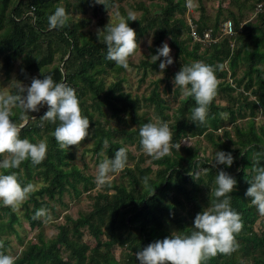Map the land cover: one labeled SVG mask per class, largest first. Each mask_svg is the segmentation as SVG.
Masks as SVG:
<instances>
[{
	"label": "trees",
	"instance_id": "16d2710c",
	"mask_svg": "<svg viewBox=\"0 0 264 264\" xmlns=\"http://www.w3.org/2000/svg\"><path fill=\"white\" fill-rule=\"evenodd\" d=\"M113 3L114 0H110V6ZM260 3L261 9L256 10ZM61 4L69 12L84 11L86 6L95 10L105 6L95 3V0H0V61L7 75L14 63L20 61L22 67L18 78L21 80L33 72L41 78L52 74L54 80L75 87L82 113L90 118L92 134L84 139L92 140L90 149L93 153L105 156L104 160L111 158L119 147H126L119 139L136 138L141 141L139 129L149 119L140 114L139 108L142 102L148 101L158 119L169 123L173 141L180 142L184 135H203L215 148L231 151L235 159L231 166L215 165V155L211 158L199 157L192 146L181 145L180 150L173 148L171 154L152 157V162L159 167L150 176L152 168L141 166L143 157L138 155L136 158L126 147L128 160L122 169L126 182L105 184L102 191L91 196L92 208L81 211L76 218L66 216L65 223L58 226L55 235L46 238L39 230L35 240L28 241L16 256L15 264H139L136 252L140 248L173 232L190 233L194 229L196 214L211 207L217 199L215 177L220 168L237 179L238 183L229 195L232 207L241 214L244 226L236 234L239 247L235 251L218 253L202 264H264V231L254 229L260 210L252 203V198L245 195L256 169L264 165V128L256 127L254 121L249 120L246 128L235 125L234 135L225 130V141L209 130V120L215 125L220 122L217 115L220 108L215 97L209 105L208 119L204 124L190 119L196 106L194 96L186 94L173 114L165 112V102L157 86L148 96L132 97L122 86L124 77L121 73L127 67L106 58L107 46L98 39L97 33L83 30L87 20L70 18L63 28L49 26L48 16ZM135 8L141 9L142 13L136 20H129V24L136 30L138 42L152 31L151 55L168 37L180 65L198 59L214 67L219 81L217 94H224L233 101L235 98L231 90L242 87L239 93L243 103L236 111L228 107L231 122L235 121L236 113L240 114L245 107L251 118L256 110L264 107V69L259 65L264 66V0H255L252 4L254 20H244L231 12V18L226 19L233 22V35L223 36L203 47L201 54L198 52L201 49L199 44L189 46L192 40L183 17L186 10L184 0H159L149 5L139 2ZM118 10L122 16H127L122 6ZM193 20L198 29L211 27L215 34L222 23L216 21L207 25L201 22V18ZM105 25L102 20L99 22L100 28ZM130 57L128 66H137ZM163 59V56L155 62L143 59L138 66L155 70ZM240 61L245 69L240 78H234V87L224 80L227 73L224 62L230 69V75L234 76ZM108 73H112L115 79L106 82ZM47 108L48 105H44L38 112H24L19 106H13L11 117L18 126L23 124L20 126L21 137H28L34 142L41 139L47 141L46 158L38 165H33L28 159L17 169H1L15 171L24 184L34 185L39 180L45 182L29 194L28 201L32 206L24 213L29 224L37 227L42 224L35 215L40 207L48 206L50 201L58 199L69 188L78 194L89 192L94 186L91 177L70 163L73 153L69 148L59 146L54 129L60 121L53 123L42 118ZM108 114L113 121L106 118ZM129 122L138 126L128 128ZM183 124L188 125L186 133ZM6 154L9 153L0 154V158ZM130 161L134 162L133 166L128 165ZM80 183L82 187L79 189ZM44 196L46 199H43ZM2 211L7 215L6 219H3ZM17 221L16 213L9 206L0 207V251L4 253L9 243L1 235L14 232ZM84 229L93 238V244L84 240ZM115 247L119 248V256L114 253Z\"/></svg>",
	"mask_w": 264,
	"mask_h": 264
},
{
	"label": "clouds",
	"instance_id": "9594fccd",
	"mask_svg": "<svg viewBox=\"0 0 264 264\" xmlns=\"http://www.w3.org/2000/svg\"><path fill=\"white\" fill-rule=\"evenodd\" d=\"M95 3L104 4L108 9L110 6V0H95ZM137 18L135 12L129 11L126 17H120L118 23H107L98 29V39L107 46V59L128 67L129 57L139 45L136 30L130 26L129 20ZM69 20L70 13L62 4L48 16L52 28H63ZM161 56L165 57L159 63L161 70L174 62L167 41L158 46V51L151 59L155 62ZM174 84L195 98L196 106L192 109L190 119L197 124L206 123L209 105L217 94L219 84L214 67L201 61L184 64L176 72ZM13 88V93L0 92V154H10V157L0 158V169H17L28 159L33 165H38L47 156L46 140L34 142L28 137H21V127L11 118L14 114L13 106H19L24 112H38L44 105H48L42 118L53 123L60 121L54 129V136L61 148L79 145L86 136L92 134L90 118L82 113L75 87L54 80L52 74H45L42 78L33 76L29 84L15 79ZM139 135L143 149L154 158L171 154L173 148H181L180 142L173 141V131L164 120L144 123L139 129ZM234 159L231 151L221 149L215 152L214 163L231 166ZM127 160L126 147H119L111 158L99 163L97 182L101 185L110 183V174L124 169ZM215 183L217 199L211 207L196 214L194 229L190 233L173 232L140 248L136 252L139 264H202L211 256L230 254L239 247L236 234L242 230L244 222L241 214L232 207V197L229 195L237 185V179L220 168ZM33 190V184H24L15 171H0V202L3 204L17 209ZM245 195L251 197L252 203L264 212V165L256 169ZM44 212V209H40L35 215L39 217ZM15 260L16 257L0 251V264H15Z\"/></svg>",
	"mask_w": 264,
	"mask_h": 264
},
{
	"label": "rangeland",
	"instance_id": "374dc122",
	"mask_svg": "<svg viewBox=\"0 0 264 264\" xmlns=\"http://www.w3.org/2000/svg\"><path fill=\"white\" fill-rule=\"evenodd\" d=\"M74 1V0H70ZM142 2L145 5H149L151 2H159V0H114L113 5L103 6L101 9L95 10L93 7L86 6L84 11H74L71 10L70 18L72 20H87L88 23L83 30H88L92 33H97L99 27V22L102 20L104 24L107 23H118L120 17L122 16L118 10L119 6H122L124 10L128 13L133 11L139 17L142 13L141 9L135 8L137 3ZM186 4V10L183 14V17H191L192 19L201 18V22L207 25H213L216 21L222 22L226 18H231V12L235 13L238 17L245 19H255V9L252 8L255 0H184ZM63 4V3H62ZM185 36V34H184ZM165 41L170 45L169 38L165 37ZM193 42H189L191 47ZM153 46V34L152 31L147 32L139 40V45L135 53L130 57L133 63L137 66H128L121 75L124 77L122 86L125 92H129L132 97L148 96L151 90L157 86V91L159 92L160 97L165 102V112L168 114H173L176 112V109L180 106L182 98L186 96V93L181 89L179 85L174 84V76L178 72L182 65L179 61L175 59L174 48L171 47V55L174 57V62L169 64L165 69L161 70L158 66L157 69L153 70L150 68L144 69L142 66H138L141 60L151 59V49ZM204 49H200L198 52L201 54ZM19 60V59H18ZM198 61L191 60V62ZM263 69L264 66L259 64ZM21 62L16 61L13 65V69L10 74L4 72L2 62L0 61V92L11 93L13 90V84L15 79H19L18 75L21 70ZM224 69L226 70V77L224 80L230 83L235 87L234 78H240L243 75L245 65L240 61L235 67V75H230V69L227 67L226 62H224ZM145 73V74H144ZM33 76H37L36 72H33L26 79L23 80L24 83H31ZM106 82L114 80L115 77L112 73H108L105 76ZM156 84V85H155ZM242 87H235L234 90H231V94L234 96V100H229L228 96L224 94H216L215 102L218 104L220 110H218V117H220V122L218 125H215L211 120L208 121L209 130L213 131L215 135L220 136L223 140L227 138L223 135L224 131L227 130L231 135H234V127L238 125L242 128L247 127V122L253 120L256 127L262 126L264 128V107L255 111L254 117L248 116V109L245 107L242 109L241 113H236V119L234 122H231L229 119V113L231 107L234 111L238 110V106L242 101V95H240ZM253 98V97H251ZM140 114L142 113L149 121H159L155 109L152 104L147 102H142L139 108ZM224 115H221V114ZM106 118L110 119V115H105ZM104 119V118H103ZM110 121H113L110 119ZM172 121V120H171ZM112 123V122H111ZM137 123H128V128H136ZM185 133L188 130V125L183 124ZM258 129V128H257ZM124 146H126L130 152L138 158V155L143 157L141 162L142 167L150 166L153 172L150 176H153L154 171L159 167L157 164L152 162V155L148 154L141 144V141L138 139L133 140H120ZM181 145L192 146L196 151L199 157H214L215 152L219 149L215 148L210 141L206 139L203 135H184L180 140ZM92 140L86 138L80 142L79 145H70L69 150L73 153V159L70 161L71 164H74L82 173L86 176L92 178L94 186L90 189L89 192L81 191L77 192L69 188L65 191L58 199L52 200L49 202L48 206H42L40 209H44L45 212L42 213L38 219L41 221V225L31 226L29 221L24 216L26 209L31 208L32 203L28 201V198L20 205L19 208L13 209L9 205H5L0 202L1 206H9L10 210L16 213L18 221L14 224L15 231L7 232L1 235L3 238H7L9 247L6 250V254L16 257L20 254L21 250L25 247V244L28 241H34L36 234L39 230H42V233L46 238L55 235L58 232V226L65 223L66 216H71L73 218L78 217L81 211L85 212L92 208V198L95 193L102 191L103 186L97 182L96 175L98 173L99 161L102 160L105 156L99 157L97 154L91 151ZM103 153L104 151H100ZM141 154V155H140ZM4 156H10L6 154ZM133 161L128 162V165L133 166ZM0 171H2L0 169ZM111 175V184L117 185L121 182H126V178L122 177V170L113 172ZM45 182L44 181H35L34 190L41 187ZM79 189L82 187V183L78 184ZM39 198V196H38ZM46 199L44 196L43 199ZM3 214V211H2ZM51 216V219H49ZM7 215L3 214V219H6ZM254 229L258 232L264 231V212L259 211L258 218L255 221ZM85 234L83 236L84 240L88 243L93 244V238L88 236L86 229H84ZM114 253L119 256V248H114ZM64 256H66L64 254Z\"/></svg>",
	"mask_w": 264,
	"mask_h": 264
},
{
	"label": "built area",
	"instance_id": "2783aa9c",
	"mask_svg": "<svg viewBox=\"0 0 264 264\" xmlns=\"http://www.w3.org/2000/svg\"><path fill=\"white\" fill-rule=\"evenodd\" d=\"M262 4L257 5L256 10L261 9ZM188 24V33L193 43H197L201 48L209 46L217 42L223 36L233 35L234 28L231 19H225L222 21L220 29L215 34V31L211 27H204L198 29L196 23L191 17L186 18Z\"/></svg>",
	"mask_w": 264,
	"mask_h": 264
},
{
	"label": "water",
	"instance_id": "95a60500",
	"mask_svg": "<svg viewBox=\"0 0 264 264\" xmlns=\"http://www.w3.org/2000/svg\"><path fill=\"white\" fill-rule=\"evenodd\" d=\"M23 125V124H22ZM22 125H20V126H22Z\"/></svg>",
	"mask_w": 264,
	"mask_h": 264
}]
</instances>
